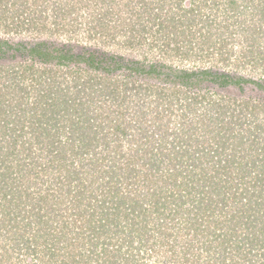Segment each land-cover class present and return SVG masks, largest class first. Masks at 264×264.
Instances as JSON below:
<instances>
[{
  "label": "trees",
  "instance_id": "obj_1",
  "mask_svg": "<svg viewBox=\"0 0 264 264\" xmlns=\"http://www.w3.org/2000/svg\"><path fill=\"white\" fill-rule=\"evenodd\" d=\"M7 59L69 74H0V264H149L156 245L170 264H264V76L57 38L0 37ZM182 97L202 112L169 128L158 107Z\"/></svg>",
  "mask_w": 264,
  "mask_h": 264
},
{
  "label": "rangeland",
  "instance_id": "obj_2",
  "mask_svg": "<svg viewBox=\"0 0 264 264\" xmlns=\"http://www.w3.org/2000/svg\"><path fill=\"white\" fill-rule=\"evenodd\" d=\"M253 5L264 8V0H0V37L12 41L57 38L98 45L110 52L145 62H160L176 69L215 67L262 77L264 14L259 10L260 6L255 8ZM25 69L15 59L0 62V74L63 73L42 65ZM1 80L0 93L4 91ZM10 82L8 78L4 84ZM24 83L31 84V80H24ZM182 98L180 102L164 99L167 102L158 107V110H166L163 122L169 128L182 124L184 115L188 122L202 112L199 103L194 105L189 99ZM150 106L155 108L156 103H150ZM151 115L153 113L150 118ZM259 116V123L264 124V114ZM247 127L239 128L246 130ZM24 139H30L29 135ZM158 144L157 140L155 146ZM168 144L156 155L161 151L166 154L172 146L171 142ZM183 147L186 145H182L180 154L186 157ZM11 157L3 164H15L17 159ZM3 166H0V172L4 170ZM180 236L174 242L175 251L182 247ZM190 236L192 234L187 238ZM155 248H159L158 253L153 254L148 263L170 264L165 260L170 256L167 246L156 245ZM32 259L31 256L23 259L15 255L8 264H31Z\"/></svg>",
  "mask_w": 264,
  "mask_h": 264
}]
</instances>
